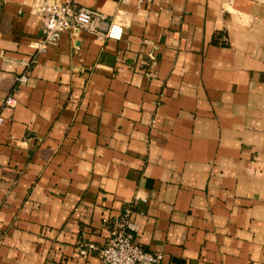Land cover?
Here are the masks:
<instances>
[{
  "label": "crops",
  "instance_id": "crops-1",
  "mask_svg": "<svg viewBox=\"0 0 264 264\" xmlns=\"http://www.w3.org/2000/svg\"><path fill=\"white\" fill-rule=\"evenodd\" d=\"M34 2L0 0V264H100L127 207L160 264H264V0H77L121 39L39 54Z\"/></svg>",
  "mask_w": 264,
  "mask_h": 264
},
{
  "label": "built area",
  "instance_id": "built-area-1",
  "mask_svg": "<svg viewBox=\"0 0 264 264\" xmlns=\"http://www.w3.org/2000/svg\"><path fill=\"white\" fill-rule=\"evenodd\" d=\"M129 1L120 0V3L125 5ZM138 1L140 3L142 0ZM32 11L44 19L41 37L35 46L38 54L56 46L64 32L82 31L101 41H118L126 25L124 13L119 16H107L79 6L77 0H35ZM32 63L33 61L26 66L29 68ZM27 76V74L16 76L15 86L4 99L2 108L12 109L16 106L13 93L25 85ZM137 233L133 212L127 207L112 222L103 246L84 241L76 248L77 256L85 260L97 255L100 264H160L162 255L146 252L136 242Z\"/></svg>",
  "mask_w": 264,
  "mask_h": 264
}]
</instances>
